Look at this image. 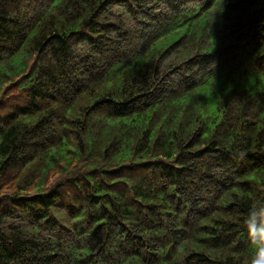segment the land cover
<instances>
[{"label": "trees", "instance_id": "trees-1", "mask_svg": "<svg viewBox=\"0 0 264 264\" xmlns=\"http://www.w3.org/2000/svg\"><path fill=\"white\" fill-rule=\"evenodd\" d=\"M260 242L264 0H0V264Z\"/></svg>", "mask_w": 264, "mask_h": 264}, {"label": "clouds", "instance_id": "clouds-1", "mask_svg": "<svg viewBox=\"0 0 264 264\" xmlns=\"http://www.w3.org/2000/svg\"><path fill=\"white\" fill-rule=\"evenodd\" d=\"M250 264H264V242H260V246L251 259Z\"/></svg>", "mask_w": 264, "mask_h": 264}]
</instances>
